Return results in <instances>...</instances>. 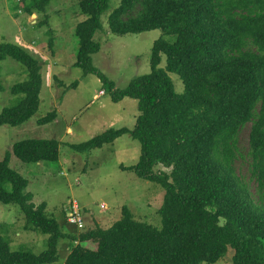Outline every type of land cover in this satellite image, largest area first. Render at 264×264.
Returning a JSON list of instances; mask_svg holds the SVG:
<instances>
[{"label":"trees","instance_id":"obj_1","mask_svg":"<svg viewBox=\"0 0 264 264\" xmlns=\"http://www.w3.org/2000/svg\"><path fill=\"white\" fill-rule=\"evenodd\" d=\"M51 1L17 0L30 15L45 13ZM110 2L80 1L87 17L76 25L79 49L74 65L96 74L108 86L112 101L137 99L140 115L134 129L110 128L72 147L89 152L127 133L139 140L138 163L123 169L165 189L162 226L136 219L123 206L121 218L111 227L97 225L72 235L74 246L64 264L216 263L229 248L234 250L233 264H264V0H122L109 16L112 33L161 29L176 36L174 42L163 36L154 42L152 71L124 89H117L93 64V54L101 49L95 34L103 28L102 15ZM137 6L138 13L128 16ZM43 22L47 20L40 25ZM162 54L166 69L160 67ZM7 56L25 66L27 78L11 87L17 100L1 111L0 126H18L40 107L43 68L24 47L2 41L0 58ZM168 71L182 78L183 93L176 91ZM56 118L54 110L38 122ZM249 122L259 202L234 165L239 133ZM60 145L57 139H23L0 159V202L19 205L25 228L48 235L47 249L40 253L13 250L0 224V264L58 260L59 241L68 234L47 213L46 202H33V194L26 191L29 180L10 160L15 155L29 163L58 161Z\"/></svg>","mask_w":264,"mask_h":264},{"label":"rangeland","instance_id":"obj_2","mask_svg":"<svg viewBox=\"0 0 264 264\" xmlns=\"http://www.w3.org/2000/svg\"><path fill=\"white\" fill-rule=\"evenodd\" d=\"M80 1L52 0L45 13L30 15L17 0H0V42L22 46L38 58L44 80L41 104L35 115L18 126H0V159L15 142L23 139L61 142L58 161L29 163L15 155L10 160L11 167L29 180L26 191L33 194V202H46L47 213L56 218L62 231L68 234L59 241V258L51 264L65 263L74 246L72 235L78 236L97 225L111 227L121 218L123 206H128L136 219L160 228V208L166 193L158 183L123 169V166L137 164L142 152L139 140L128 133L89 152H78L72 147L110 128L134 129L140 115L137 99L126 97L118 103L112 101L108 86L96 74H85L74 65L79 49L76 25L87 17L80 11ZM121 2L111 0L109 9L102 15L103 28L95 34L101 49L92 56L94 66L113 81L117 89L126 88L135 77L152 71V49L158 38L176 40L175 35L161 29L123 35L112 33L109 16ZM140 9L141 6H137L128 16L136 15ZM52 41L53 48L49 44ZM166 65V55L162 54L160 67L166 69ZM25 69L21 62L9 56L0 58V80L4 86L0 91V113L15 104L17 96L12 94L11 87L27 78ZM168 73L176 91L183 93L182 78L177 73ZM75 81L78 84L74 87ZM54 110L57 111L55 120L47 124L38 122ZM251 129L249 122L239 133L234 165L253 199L259 202V182L249 155ZM72 200H77L83 208L86 224L83 230L67 220L66 209ZM0 224L13 250L40 253L47 249L48 235L25 228V214L19 205L0 202ZM233 254V248H229L218 262L203 264H233Z\"/></svg>","mask_w":264,"mask_h":264},{"label":"built area","instance_id":"obj_3","mask_svg":"<svg viewBox=\"0 0 264 264\" xmlns=\"http://www.w3.org/2000/svg\"><path fill=\"white\" fill-rule=\"evenodd\" d=\"M70 203V207L66 209L67 220L69 223L76 226L77 229L83 230L86 227L83 208L77 200H72Z\"/></svg>","mask_w":264,"mask_h":264},{"label":"crops","instance_id":"obj_4","mask_svg":"<svg viewBox=\"0 0 264 264\" xmlns=\"http://www.w3.org/2000/svg\"><path fill=\"white\" fill-rule=\"evenodd\" d=\"M103 93V92H102Z\"/></svg>","mask_w":264,"mask_h":264}]
</instances>
